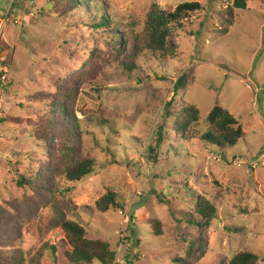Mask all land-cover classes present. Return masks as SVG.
<instances>
[{
    "label": "rangeland",
    "instance_id": "374dc122",
    "mask_svg": "<svg viewBox=\"0 0 264 264\" xmlns=\"http://www.w3.org/2000/svg\"><path fill=\"white\" fill-rule=\"evenodd\" d=\"M48 1L0 0V16L9 18L2 39L9 86L0 88V111L10 117L0 118V252L22 250L32 264L45 242L63 237L60 229L48 230L50 207L26 214L23 199L33 192L18 186L14 173L38 170L57 157L56 132L35 125L48 116L50 99L33 97L74 81L81 154L95 160V170L67 184L76 205L68 217L81 222L89 238L110 243L114 264H175L201 233L205 255L197 264H228L241 251L264 264V0H248L229 28L225 9L233 0H104L119 38L128 39L127 51H138L133 71L114 58V38L95 30L90 16L65 12L62 4L44 14ZM189 1L203 9L183 26L172 25L174 55L144 50L151 5L171 11ZM182 75L187 85L176 91ZM184 103L200 111L192 139L174 129ZM215 105L229 110L246 132L223 150L201 139ZM161 126L164 140L156 146ZM43 133L47 140L37 136ZM108 190L120 205L102 211L97 201ZM201 196L216 207L202 231L188 223L197 218ZM154 220L162 223V235ZM51 260L48 252L43 264Z\"/></svg>",
    "mask_w": 264,
    "mask_h": 264
},
{
    "label": "trees",
    "instance_id": "16d2710c",
    "mask_svg": "<svg viewBox=\"0 0 264 264\" xmlns=\"http://www.w3.org/2000/svg\"><path fill=\"white\" fill-rule=\"evenodd\" d=\"M59 0L48 1L49 6L43 9V13L53 14L60 4L66 7L65 12H82L86 17L93 20L91 24L95 30L102 29L110 33L115 40L114 58L120 60L129 71L136 68L138 51H127L125 45L128 39H120V26L105 10L104 0ZM248 0H233L227 6L229 18L228 28L233 26L235 12L245 9ZM203 9L198 1L180 3L174 10L161 9L157 3H153L145 21V47L144 50L152 53H160L168 57L173 56L177 48V36L172 25L183 26V22L194 13ZM179 28V27H177ZM181 28V27H180ZM226 30V29H225ZM92 55H95L94 52ZM7 63L9 64L8 60ZM194 82V80H192ZM187 85L184 75L175 82L176 91ZM7 86V85H6ZM9 86V84H8ZM57 93H37L33 98L43 100L45 96L50 99L49 114L40 119L35 125L45 132H56L55 151L57 157L54 160L42 163L38 170L21 172L16 169L14 173L18 186L32 190L33 194L25 195L23 204L27 207L26 214L33 215L40 208L50 207L53 211L48 222V230L60 229L63 237L57 242H45L38 252L33 256L30 263L43 264L45 254L50 252L54 264H114L116 251L111 248L108 241L88 237L87 230L78 220L68 217V212L75 211L73 187L69 183L79 182L92 174L95 170V160L81 154V118L76 115L75 104L79 89L75 87L74 81L57 86ZM178 109L174 129L183 139H192L197 133L195 125L199 123L200 111L193 103H184ZM172 102L166 104L165 111L170 114ZM179 108V107H178ZM9 122L10 117L1 119ZM208 130L202 134L201 139L208 144L227 149L237 144L246 137L242 125L238 119L226 108L215 105L207 116ZM47 140L46 134H37ZM164 140V127L161 126L156 132V146H160ZM152 151H154L152 149ZM156 160L157 158L154 157ZM9 173H13L9 170ZM74 205V206H72ZM120 205L118 195L113 190H108L98 201L97 207L102 211H108L112 206ZM197 218L192 217L188 223L197 226L200 231L216 215V207L207 198L201 196L195 205ZM155 232L162 235V223L158 220L152 221ZM203 233L200 237L190 241L186 257L175 259V264H197L205 255ZM197 253V255H196ZM192 260V262L190 261ZM259 256L251 251H241L234 255L228 264H258ZM0 264H28L27 258L22 250L0 252Z\"/></svg>",
    "mask_w": 264,
    "mask_h": 264
},
{
    "label": "built area",
    "instance_id": "2783aa9c",
    "mask_svg": "<svg viewBox=\"0 0 264 264\" xmlns=\"http://www.w3.org/2000/svg\"><path fill=\"white\" fill-rule=\"evenodd\" d=\"M8 14L6 17L0 16V88L4 89L6 85H8V79H9V70L7 69V64L5 63L6 55L2 44L3 39V28L4 25H6L8 21ZM3 107V102L0 97V110ZM4 115L0 111V118H2Z\"/></svg>",
    "mask_w": 264,
    "mask_h": 264
}]
</instances>
